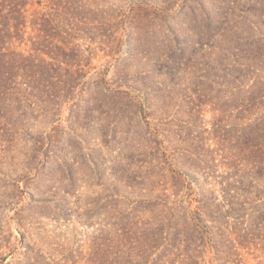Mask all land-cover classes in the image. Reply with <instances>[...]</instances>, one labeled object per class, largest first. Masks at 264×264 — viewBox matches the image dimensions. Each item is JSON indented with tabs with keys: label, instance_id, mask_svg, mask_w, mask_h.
<instances>
[{
	"label": "rangeland",
	"instance_id": "1",
	"mask_svg": "<svg viewBox=\"0 0 264 264\" xmlns=\"http://www.w3.org/2000/svg\"><path fill=\"white\" fill-rule=\"evenodd\" d=\"M83 5L97 31L72 29L80 88L59 92L60 104L30 99L0 115V264H72L93 254V239L109 256L115 236H98L100 225L136 200L146 203L139 243L148 249L144 230L171 227L172 202L196 206L182 202L188 189L172 190L177 177L217 193L218 172L201 164L234 154L239 118L253 117L242 107L264 84V0ZM146 247L140 257L153 260L160 247ZM236 258L228 264H264V250L254 242Z\"/></svg>",
	"mask_w": 264,
	"mask_h": 264
},
{
	"label": "trees",
	"instance_id": "2",
	"mask_svg": "<svg viewBox=\"0 0 264 264\" xmlns=\"http://www.w3.org/2000/svg\"><path fill=\"white\" fill-rule=\"evenodd\" d=\"M83 3L84 0H0V115L6 114L10 104H29L30 99L42 102L48 97L49 102L55 100V104H60L64 96L59 92L71 94L80 88L86 72L83 73L80 52L72 48L70 42L76 35L72 29L97 31L95 24L87 28L85 15L90 9ZM31 8L34 9L30 11ZM101 27L98 25L99 31ZM27 29H31L35 37L28 34ZM263 85L254 82L256 97L242 107L253 112V117L248 122L239 118L241 124L236 126L234 154L217 164L209 158L201 164L210 174L218 172L217 193L206 194L203 185L193 183V187L192 183H180L177 177L172 190H178L176 185L188 189L182 202L189 199L196 206L191 209L179 205V201L172 202L171 227L166 229L161 225L159 229L144 230V235H149L148 249L139 243V214L145 210L146 203L142 200L124 203L129 205L128 209L115 217L112 215L115 210L108 211L107 215L112 218L102 222L98 230L101 238H106L103 236L109 232L114 234L115 238L110 240L115 243L110 240L108 243L110 250L117 247L116 251L102 256L105 251L94 246L100 239H93L92 244L89 243L90 248L94 247L93 254L84 259L77 257L75 263L158 264L167 256L165 260L169 258L172 264H200L201 261L205 264L203 255L207 252L212 255L210 264H228V259H237L238 252L250 249L254 242L264 250ZM107 204L101 206L106 208ZM143 247L149 251L160 247V250L152 260L151 255L140 257ZM47 263L54 264L50 260ZM56 264L70 263L64 257Z\"/></svg>",
	"mask_w": 264,
	"mask_h": 264
}]
</instances>
